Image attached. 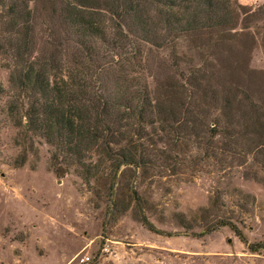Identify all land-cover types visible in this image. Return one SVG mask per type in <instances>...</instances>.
<instances>
[{
    "label": "rangeland",
    "instance_id": "1",
    "mask_svg": "<svg viewBox=\"0 0 264 264\" xmlns=\"http://www.w3.org/2000/svg\"><path fill=\"white\" fill-rule=\"evenodd\" d=\"M237 1L264 9V0ZM242 23L234 30L249 33L246 49L213 53L216 72L201 83L200 107L208 125L218 124L215 134L156 131L152 163L119 167L111 186L84 181L72 167L57 176L51 147L33 137L25 151L15 143L19 130L0 114V264H264V249L247 248L264 241V138L258 145L233 114L228 129L235 131L218 132L228 120L225 93L251 101L264 125V11L247 28ZM204 55L184 42L176 47L184 72L202 66ZM0 83L7 86L1 67Z\"/></svg>",
    "mask_w": 264,
    "mask_h": 264
},
{
    "label": "trees",
    "instance_id": "2",
    "mask_svg": "<svg viewBox=\"0 0 264 264\" xmlns=\"http://www.w3.org/2000/svg\"><path fill=\"white\" fill-rule=\"evenodd\" d=\"M250 10L237 0H0V67L7 71L0 114L19 130L15 143L25 151L33 137L51 147L57 176L72 167L84 181L111 186L119 167L152 163L156 131L215 134L218 124L208 125L200 107L201 83L216 72L208 58L225 45L246 49L249 33L234 29L264 11ZM180 42L205 50L202 66L180 69ZM222 101L228 120L218 132L235 131L228 129L233 114L262 145L255 105L228 93ZM217 225L246 242L229 221ZM247 248L262 250L264 241Z\"/></svg>",
    "mask_w": 264,
    "mask_h": 264
},
{
    "label": "built area",
    "instance_id": "3",
    "mask_svg": "<svg viewBox=\"0 0 264 264\" xmlns=\"http://www.w3.org/2000/svg\"><path fill=\"white\" fill-rule=\"evenodd\" d=\"M87 259H88V257H87V256H84V257L81 258V261L84 262V261H86Z\"/></svg>",
    "mask_w": 264,
    "mask_h": 264
}]
</instances>
